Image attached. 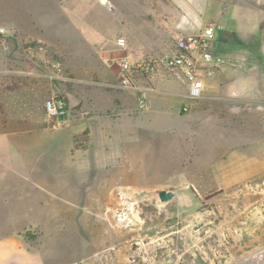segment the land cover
<instances>
[{
	"label": "rangeland",
	"instance_id": "rangeland-1",
	"mask_svg": "<svg viewBox=\"0 0 264 264\" xmlns=\"http://www.w3.org/2000/svg\"><path fill=\"white\" fill-rule=\"evenodd\" d=\"M113 1L114 12L78 5L75 21L59 0H0V26L11 28L0 34V151L29 145L25 155L56 178L55 192L24 193L13 215L3 201L0 210L13 216L14 227L32 224L25 237L46 264H264V29L261 38L227 51L223 81L245 76L233 87V100L218 87L221 92L208 93L218 98L185 109L187 99L161 93L184 86L161 77L142 105L135 92L118 86V61L168 50L148 46L163 29L171 41L173 28L154 21L162 0H151L150 10L125 0L120 10ZM172 2L168 10L190 18L198 31L203 21L220 22L226 4ZM251 2L264 8V0ZM86 11L94 38L85 36ZM230 14L223 17L228 27ZM142 17L152 21L144 30L145 52L131 55L123 26L126 35L129 27L140 31ZM121 37L126 46L118 45ZM57 62L73 80L50 82L46 73ZM53 91L67 102L68 113L57 119L45 109ZM25 124L49 129L16 138ZM163 189L176 196L162 202Z\"/></svg>",
	"mask_w": 264,
	"mask_h": 264
},
{
	"label": "crops",
	"instance_id": "crops-1",
	"mask_svg": "<svg viewBox=\"0 0 264 264\" xmlns=\"http://www.w3.org/2000/svg\"><path fill=\"white\" fill-rule=\"evenodd\" d=\"M111 1L115 4L113 0ZM115 1L117 2L119 9L121 4L125 3V5H135L136 2L141 3L142 5L145 6L147 5L149 10L150 8H152L150 6L151 0H138V1L134 0L131 2L125 0L124 3H122L120 0H115ZM167 1L168 2L162 0L165 6L164 10L160 15L159 19H156L154 21L161 22L163 28L165 27L173 28L169 31L171 32L172 35L173 33L179 31L186 34L200 33L203 30L204 26L208 24L206 22V24L203 26L205 22L203 21L201 29L199 31L196 30V28L194 27V22L190 18L184 15L178 17L177 15L174 14V12L168 10L167 8L168 5L173 4V2L172 0H167ZM223 2H225L226 4L221 10V13H219L218 15L220 20V22L218 23H220L223 26V29L216 32L215 37L213 39V49L217 56H218L217 52L219 54L221 53L220 58L222 59V63L224 64H221V66L217 69V72L213 78L208 79L207 89L204 98H208V99L218 98L219 96H211L208 93L211 92L212 89L218 90L219 87L224 92H227L228 94L230 93L228 96L229 97L231 96V98L229 99V97H226L225 99L233 100L234 97H232L233 95H231L233 94V87L237 86L239 83L243 84L245 82V76L239 78L232 77L229 80L223 81V79L227 78L222 75L225 72V67H227V65H225L226 59L228 58L230 52H232V54L237 52L238 49L240 48H236V47L244 45L245 41H247L248 38H258V39L261 38V33L264 29V23H263L264 8L261 5H260L261 7L254 6L251 0H223ZM58 3H60L62 7L65 6L71 8V13H72L71 19L75 21H77L78 19L77 8L78 5L80 4L89 8H98V9L107 8L97 0H59ZM116 10H117V6H116ZM225 12L231 13L230 14L231 16L233 14V20L230 23L229 27L226 24L225 20L223 19V17L225 16L224 15ZM122 14L125 13L122 12ZM197 14L199 15V13ZM236 20H238L240 23L238 22L236 23ZM140 21H141L139 23L140 31H137L138 30L137 27L133 28L134 29L133 31V29H130V27L128 26L129 27L127 29L128 35H126V27L123 26L125 30V36H127V38L129 39L131 38V41H129L128 43V49L131 55L145 52L144 38L146 34L144 30L145 28H147L146 26H148V24L151 23L152 21L146 19L145 17H142ZM85 22H86L85 36L88 38H94L96 35L94 33V19L91 11L89 12L86 11ZM252 22H255V25L250 26ZM10 23H12L13 26H16L15 22H10ZM101 24L102 26L106 24L105 19H102ZM154 27L155 26L152 25V28ZM6 29L7 32L11 30V28L9 27L8 28L6 27ZM103 31L104 29H102V32ZM115 32H118V30L113 31V33ZM163 32L164 34H156L154 36L157 39L152 44H150V46H148L149 49L153 48L157 43L163 46H167L168 48L174 46V40L172 39L170 41L168 34L165 33L166 29L165 30L163 29ZM116 35L117 34H114V36ZM134 37L138 38L139 43L136 44L134 42ZM166 39H168L170 42H167L168 40ZM233 49H235V52H233ZM261 52L262 50L258 51L259 56L261 55ZM134 59H137V57L131 58V60ZM231 74L232 73H229L228 76L230 77ZM158 78H161V76H155L151 79V84L153 86L156 85L155 82L156 79ZM184 89H185L184 91L161 90L162 91L161 93L174 97L185 98L184 97L186 93L185 86ZM155 92H157V89ZM218 92L221 91L218 90ZM88 120H90V122H87L89 128V135L90 134L94 135L96 130L92 123V119H88ZM21 122H23V120H21ZM89 123H91V125ZM22 127L23 128H20L18 131H16L18 134H21L16 138L24 136V134L32 135V134L42 133L43 131L49 129L48 126L45 125L40 126V128H34V127H30L28 124H25ZM89 140H90V136H89ZM93 143L95 144L98 143L100 145L101 144L124 145V143L122 144L107 143V142L104 143L93 142ZM74 145H75V137H74ZM11 146H14V148H10ZM24 146H28L29 148V145H5L7 149L5 151H0V204L2 203L1 201H3V203L6 204V207L7 205L10 204V207H7L9 209L6 212L11 213L12 215L13 213L18 212L14 210V204H15L14 201L19 202V200H22L24 193L29 194V196L35 195L37 197V193L40 192L41 190L46 192V190L48 189L50 193L55 192L53 191L51 185V183H53V186H55V181H56V178H54L55 176H53V174L51 175L47 174L45 168H43V164H41L40 161H36L35 159H31L27 157L23 151ZM20 149L22 150V152L18 153V150ZM40 166H42V168H40ZM47 182L50 183L49 186L46 185ZM6 212L0 210V264H46V260H45V256L43 255V252L39 250V248L31 246L30 242L25 237L24 231L31 228L32 224L20 225L18 227H14L13 216L9 218Z\"/></svg>",
	"mask_w": 264,
	"mask_h": 264
},
{
	"label": "built area",
	"instance_id": "built-area-1",
	"mask_svg": "<svg viewBox=\"0 0 264 264\" xmlns=\"http://www.w3.org/2000/svg\"><path fill=\"white\" fill-rule=\"evenodd\" d=\"M110 11H116V5L111 0H97ZM220 23L212 22L204 26L200 33L186 34L181 31L173 33L174 46L160 54H151L145 58L134 60L119 59L118 86L135 92L142 105L145 92H155L151 79L155 76L172 77L186 88L184 97L188 100L187 109L191 103L205 97L207 81L214 77L222 64V59L213 49V39L217 31L222 30ZM7 33L4 26H0V34ZM126 38L121 37L118 45L126 46ZM54 68L46 73V77L53 85L65 80H73L64 75V67L60 62L54 63ZM141 80L147 81L143 85ZM45 109L49 117L59 118L68 113L65 97L53 91L51 98L45 102Z\"/></svg>",
	"mask_w": 264,
	"mask_h": 264
},
{
	"label": "water",
	"instance_id": "water-1",
	"mask_svg": "<svg viewBox=\"0 0 264 264\" xmlns=\"http://www.w3.org/2000/svg\"><path fill=\"white\" fill-rule=\"evenodd\" d=\"M159 198L162 202H168L176 196V192L173 190H160L158 192Z\"/></svg>",
	"mask_w": 264,
	"mask_h": 264
}]
</instances>
